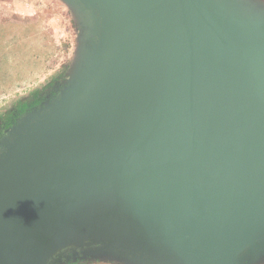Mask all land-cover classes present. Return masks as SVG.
Here are the masks:
<instances>
[{
	"label": "water",
	"instance_id": "water-1",
	"mask_svg": "<svg viewBox=\"0 0 264 264\" xmlns=\"http://www.w3.org/2000/svg\"><path fill=\"white\" fill-rule=\"evenodd\" d=\"M69 1L89 44L0 145V264L263 259L264 5Z\"/></svg>",
	"mask_w": 264,
	"mask_h": 264
},
{
	"label": "rangeland",
	"instance_id": "rangeland-1",
	"mask_svg": "<svg viewBox=\"0 0 264 264\" xmlns=\"http://www.w3.org/2000/svg\"><path fill=\"white\" fill-rule=\"evenodd\" d=\"M85 18L69 0H0V145L26 116L49 110L78 76L91 28ZM61 264L126 263L80 255Z\"/></svg>",
	"mask_w": 264,
	"mask_h": 264
},
{
	"label": "flooded vegetation",
	"instance_id": "flooded-vegetation-1",
	"mask_svg": "<svg viewBox=\"0 0 264 264\" xmlns=\"http://www.w3.org/2000/svg\"><path fill=\"white\" fill-rule=\"evenodd\" d=\"M29 111V110H28ZM67 254H70L69 252H67Z\"/></svg>",
	"mask_w": 264,
	"mask_h": 264
}]
</instances>
